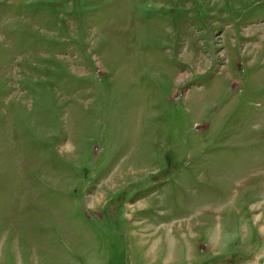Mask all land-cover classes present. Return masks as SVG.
Instances as JSON below:
<instances>
[{"label": "rangeland", "instance_id": "1", "mask_svg": "<svg viewBox=\"0 0 264 264\" xmlns=\"http://www.w3.org/2000/svg\"><path fill=\"white\" fill-rule=\"evenodd\" d=\"M0 264H264V0H0Z\"/></svg>", "mask_w": 264, "mask_h": 264}]
</instances>
